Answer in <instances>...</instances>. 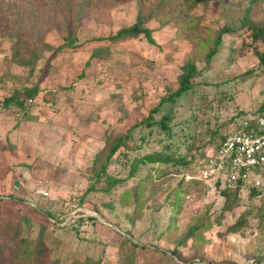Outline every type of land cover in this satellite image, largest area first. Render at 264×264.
I'll return each instance as SVG.
<instances>
[{
  "label": "rangeland",
  "instance_id": "374dc122",
  "mask_svg": "<svg viewBox=\"0 0 264 264\" xmlns=\"http://www.w3.org/2000/svg\"><path fill=\"white\" fill-rule=\"evenodd\" d=\"M37 1L0 0L38 11L43 44L33 66L20 65L11 58V40L0 36V232L14 233L20 224L23 235L35 238L43 229L44 264H264V196L244 186L235 205L223 209L220 188L200 170L201 156L187 153L190 144L195 153L210 151L219 140L213 132L226 134L257 115L251 113L264 102V71L256 50L264 48V37L254 38L255 27H248L226 38V48L208 64L195 60L200 73L191 92L172 105L163 129L141 121L177 88L198 44L157 17L146 22L154 42L143 35L108 40L135 22L136 0H90L78 22L61 10L40 12ZM191 13L202 32L237 27L242 19L264 26V0H200ZM67 36L72 45L59 48ZM34 85L29 105L3 103ZM166 107L153 114L155 121ZM120 136L124 145L96 176L95 154ZM173 141L175 154L190 158L186 166L136 161L167 151ZM194 224L200 228L181 243ZM0 244L6 260L11 245L1 236Z\"/></svg>",
  "mask_w": 264,
  "mask_h": 264
},
{
  "label": "trees",
  "instance_id": "16d2710c",
  "mask_svg": "<svg viewBox=\"0 0 264 264\" xmlns=\"http://www.w3.org/2000/svg\"><path fill=\"white\" fill-rule=\"evenodd\" d=\"M33 2V0H29ZM122 1V0H121ZM140 6V11L137 13L136 20L133 24L123 26L119 28L115 33L107 36V39L116 42L128 38H135L143 35L148 42H154L151 35V28L146 25V22L151 18H158L163 23L174 22V25L178 28L180 33L186 34L185 36L190 39L194 47L198 44V47L193 50L198 51L199 54L189 55L182 65V72L178 75V86L174 90H168L167 94L164 95L159 103L149 111V115L144 118L141 122H152L159 124L163 129L169 128V121L173 116L172 105L178 102L180 97H183L191 92L193 87L192 79L199 75L200 71L197 69V59L203 60L205 64H208L213 56H216L221 49L226 48L227 43L225 39H231L233 35H239L241 32L248 27H255L254 35L264 37V26L260 23H250L251 21L241 20V23L237 27H230L229 25H222L220 28L215 30L200 31L199 19L196 18L191 10L197 5L200 0H136ZM254 1V0H250ZM36 6L41 12L45 9L61 10L65 13L66 20L78 22L82 14L86 12L88 8H91L90 0H38ZM13 3V5H12ZM10 5L0 3V36H6L12 42V60L20 65L33 66L35 60L42 52L43 44L38 36L37 22L39 19L38 11L32 7H28L25 2L24 10L17 8V3L12 2ZM143 6H148L147 12L143 13ZM248 5L246 9H249ZM39 12V14H40ZM145 14V15H144ZM38 15V16H37ZM65 40L59 48L63 46H71L72 42L70 36L64 37ZM200 44H202L200 46ZM197 49V50H196ZM231 50V48H229ZM232 51V50H231ZM198 56V57H197ZM256 56L258 57V68L260 71H264V48L262 50H256ZM197 57V58H195ZM38 92L37 85L32 87H22L20 90L13 91L8 97L3 100L5 105H12L17 108H22L26 103L25 98L28 99ZM23 95V97H22ZM167 105L165 112L162 114L160 119H153L155 114L161 107ZM264 113V102L261 106L251 114H262ZM214 135L219 136L217 143L223 139L224 135H220L219 132H213ZM126 136V135H125ZM212 142V141H211ZM216 143V145H217ZM175 142H170L165 148L167 151H154L142 155L136 159L137 162L150 163L158 162L161 165H167L169 163L179 164L186 166L189 164L187 154L176 155L174 152ZM124 145L123 137H117L111 143H107V147L98 151L95 156L93 163L99 162V167L94 171L96 176L103 175L109 161L115 156L116 151ZM188 147L187 153L191 157L203 156L205 149L195 153L194 147ZM215 145V146H216ZM200 149V148H199ZM136 161L131 164L130 173L133 174L136 170ZM110 179V178H109ZM108 179V181H109ZM114 181L110 183L105 190L116 186L118 183ZM142 182V181H140ZM251 193L258 194V192L249 187ZM241 191L240 185L235 188L222 189L220 190L221 195L224 197L223 209H229L235 205L239 199V192ZM172 208L177 212L179 208V202L174 201ZM40 213L44 216L52 217L53 213L50 211L40 210ZM28 222L27 219H25ZM240 223L231 224L228 229L235 231L239 228ZM199 224H194L188 228L187 232L181 243L186 242V238L191 237L194 232L199 229ZM0 236L6 240L8 245H11L9 258L3 260L0 256V264H44L41 260V255L44 252L43 244V229L38 232L35 238H30L22 234V227L20 224L17 225L14 233H9L3 229L0 232ZM3 242V241H2ZM135 246L143 248V245L133 243ZM2 248L3 246H1ZM6 245V244H5ZM50 264H60L58 260L51 261Z\"/></svg>",
  "mask_w": 264,
  "mask_h": 264
},
{
  "label": "built area",
  "instance_id": "2783aa9c",
  "mask_svg": "<svg viewBox=\"0 0 264 264\" xmlns=\"http://www.w3.org/2000/svg\"><path fill=\"white\" fill-rule=\"evenodd\" d=\"M199 164L203 175L220 190L248 186L264 196V113L240 120L214 148L205 151Z\"/></svg>",
  "mask_w": 264,
  "mask_h": 264
}]
</instances>
